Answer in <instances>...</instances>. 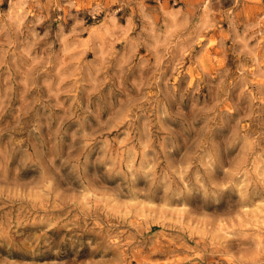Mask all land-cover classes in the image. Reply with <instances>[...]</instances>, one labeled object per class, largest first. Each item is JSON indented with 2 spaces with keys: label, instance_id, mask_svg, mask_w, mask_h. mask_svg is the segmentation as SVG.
Wrapping results in <instances>:
<instances>
[{
  "label": "clouds",
  "instance_id": "clouds-1",
  "mask_svg": "<svg viewBox=\"0 0 264 264\" xmlns=\"http://www.w3.org/2000/svg\"><path fill=\"white\" fill-rule=\"evenodd\" d=\"M156 3L88 0L92 25L77 14L69 27L46 10L78 0H0V209H12L0 214V264H131L144 243L131 234L125 242L119 227L131 218L137 234L153 222L174 228L165 217L177 212V231L190 238L189 225H206L201 264L208 239L228 264H264V219L252 215L264 208V122L247 126L264 96L253 95L243 117L235 105L225 110L227 89L247 83L249 62L264 83V0ZM218 30L225 64L204 81L215 89L209 106L203 90L173 91L168 70L178 72ZM141 209L150 210L143 223ZM219 223L231 227L221 234ZM59 229L72 232L65 246L48 235Z\"/></svg>",
  "mask_w": 264,
  "mask_h": 264
},
{
  "label": "rangeland",
  "instance_id": "rangeland-1",
  "mask_svg": "<svg viewBox=\"0 0 264 264\" xmlns=\"http://www.w3.org/2000/svg\"><path fill=\"white\" fill-rule=\"evenodd\" d=\"M44 0H41L43 3ZM66 2V0H64ZM111 3V0H109ZM149 3L156 8H159V5L156 3V0H149ZM161 3H164V0H161ZM167 3L171 5L172 0H167ZM88 0H78V5L76 8L67 9L64 8L63 11H58L54 9L46 10L47 13L59 16H63L65 18L66 23L71 27L73 24V20L70 16L79 15L87 20L89 25H92V15L91 9L87 7ZM95 5H93L94 7ZM63 7V4H62ZM121 8V3L117 2L111 4L110 9H106V11H116V9ZM132 9L127 8L124 12L131 14ZM104 12H100L99 15L96 16L98 21L103 22L104 20ZM118 22L121 25L126 23V17L123 12H117ZM218 20L223 24L224 21L217 17ZM52 27L55 29L57 25L54 23ZM227 25H225V28ZM43 32L41 31V35ZM220 31L210 34L207 41L203 43V48H197V50L191 56H185L184 63L178 72L173 73L171 68L168 70V76L170 77L169 84L172 87L173 91L177 92H185L199 93L203 90L205 93L209 95V106L213 102L212 97L215 95V89L211 92L208 91V88L205 87L204 81L215 79L214 72L216 69L221 68L225 64L224 57L220 54L218 48L213 43L214 38H217L220 35ZM85 38H87V34H85ZM117 47H120V42H117ZM140 56H144L145 52L143 49L140 50ZM199 57L197 60L196 58ZM239 58L233 55L231 52L228 54V62L232 65V73H235L236 76H239L241 73L236 71V64ZM195 61V63H194ZM175 65H173L174 67ZM248 81L242 87H237L234 90L232 88H228V103L225 105V110L228 109L229 105H235L238 111L237 118L243 117L249 111V104L251 103V97L253 95H261L264 96V83L257 81L252 75V67L251 62L248 64ZM230 73V75L232 74ZM150 75V73H149ZM227 83L232 84L233 81L229 80ZM61 102L65 104V107L70 106L71 101L66 100L63 96L60 97ZM52 103H56V98L53 97ZM253 107L256 108L258 113H261L260 117L257 119V122L254 124H249L247 126L251 128H256L259 126L261 122H264V105H261L259 101L256 102ZM57 111H62L61 109H57ZM235 124V121H233ZM241 128L245 127L246 124L244 122L241 123ZM53 209L55 210V205H53ZM12 211L10 208H2L0 209V214L2 212ZM43 211V209H41ZM163 211V210H162ZM141 216H137L136 220L138 222L143 223V219L147 218L150 214L149 209H141ZM14 214L16 216H20L19 209H15ZM253 219L256 221H260L264 219V208H258L253 212ZM33 221L36 220V216L31 217ZM243 218H237L235 223H241ZM175 220L174 228H165L162 227L160 223L153 222L151 224L145 225V231L140 234H137L136 228L132 227V220L129 218V222L127 224L121 225L119 227V231L125 238V242H127L129 235L136 236V239L143 241L144 246L141 248L133 249V254L136 258L131 261V264H137V260H139V264H201L200 256L201 253L198 250V245L203 243L201 241V233L206 230V225L204 222L200 224L189 225L188 230L191 233H195L194 238H190L185 232L177 231L184 224L182 213L177 212L174 216H166L165 222L171 223ZM29 229L32 228V225L28 226ZM228 227H231V224L225 225L224 223H219L217 225L218 229H221V234H223V230H227ZM42 229H39L34 233L37 237L42 235ZM67 233L68 236H72V232L67 229H59L53 230L48 233L49 236L53 237L54 243L58 246H65L64 237ZM84 239L94 238V235L90 232H85L82 234ZM77 236H81V232L77 231ZM209 252H208V264H220L223 261V264H228V260L226 258L220 257L218 255H214L211 252V249L214 246V241L211 239L207 240ZM84 253L90 254V250L85 248ZM82 253V255L84 254Z\"/></svg>",
  "mask_w": 264,
  "mask_h": 264
}]
</instances>
